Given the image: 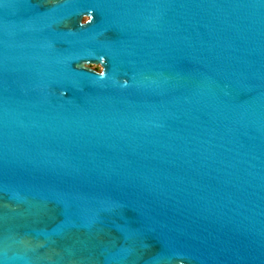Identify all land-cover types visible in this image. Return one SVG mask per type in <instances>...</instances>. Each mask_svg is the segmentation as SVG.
I'll return each mask as SVG.
<instances>
[{"label":"water","instance_id":"1","mask_svg":"<svg viewBox=\"0 0 264 264\" xmlns=\"http://www.w3.org/2000/svg\"><path fill=\"white\" fill-rule=\"evenodd\" d=\"M0 264H264V0H0Z\"/></svg>","mask_w":264,"mask_h":264},{"label":"clouds","instance_id":"2","mask_svg":"<svg viewBox=\"0 0 264 264\" xmlns=\"http://www.w3.org/2000/svg\"><path fill=\"white\" fill-rule=\"evenodd\" d=\"M94 19L93 14L89 13L87 15H84L80 21V27L87 26L92 23ZM105 59L103 57L100 58L99 63H84L81 65L82 68L87 69L94 74H96L101 80L106 78V69H105ZM124 86H127V81L124 82ZM64 95L65 93H61Z\"/></svg>","mask_w":264,"mask_h":264},{"label":"flooded vegetation","instance_id":"3","mask_svg":"<svg viewBox=\"0 0 264 264\" xmlns=\"http://www.w3.org/2000/svg\"><path fill=\"white\" fill-rule=\"evenodd\" d=\"M82 19V18H81ZM81 21V20H80Z\"/></svg>","mask_w":264,"mask_h":264}]
</instances>
